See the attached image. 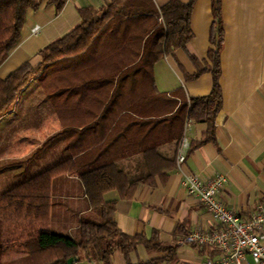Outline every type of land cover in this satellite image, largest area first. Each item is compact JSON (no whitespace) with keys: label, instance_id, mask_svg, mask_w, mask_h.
Wrapping results in <instances>:
<instances>
[{"label":"trees","instance_id":"trees-1","mask_svg":"<svg viewBox=\"0 0 264 264\" xmlns=\"http://www.w3.org/2000/svg\"><path fill=\"white\" fill-rule=\"evenodd\" d=\"M42 1L0 0V64L17 43L27 11L37 9ZM66 1L47 0L56 10ZM152 1L109 0L98 11L81 8L80 22L39 51L38 65L25 62L0 78V118L33 78L65 126L71 124L73 101L90 100L97 107L92 121L80 131L71 127L63 129L67 143L62 153L67 150V155L61 153L58 158L42 163L43 153L16 180H10L12 177L5 172L23 160L0 163V264L18 263L26 258L30 264H66L70 257L75 261L83 257L111 264L109 257L115 250L122 252L126 264H133L128 261V254L137 245L142 244L148 250L161 248L153 237L123 233L114 219L115 203H105L102 194L116 189L122 197H130L133 189L148 181L151 174L170 169L186 120L209 125V134L199 143L212 138V119L221 106L218 78L223 30L220 0H211L213 19L208 40L213 47L208 50L212 61L209 94L191 98H186L180 90L172 96L159 94L152 81V65L190 40V16L195 0L187 3L169 0L160 7ZM204 69L199 68L197 73ZM140 85L142 90L136 96L135 88L139 89ZM124 88L129 93L127 98L122 97ZM87 91H91L92 97L87 96ZM116 107V112H109ZM106 121L109 126L104 128ZM90 131L99 133L96 141L100 144L74 146L71 133L81 137ZM170 142L175 144L172 157L159 149ZM136 155L144 159L151 174L129 176L119 167L120 160ZM86 174H91L94 180L95 212L81 216L75 227H71L76 218L74 212L67 224L73 235L52 231L53 207L60 204L70 188L65 186L66 177ZM60 185L66 188L61 189Z\"/></svg>","mask_w":264,"mask_h":264},{"label":"crops","instance_id":"crops-1","mask_svg":"<svg viewBox=\"0 0 264 264\" xmlns=\"http://www.w3.org/2000/svg\"><path fill=\"white\" fill-rule=\"evenodd\" d=\"M168 1L152 2L160 7ZM178 1L187 3L189 0ZM108 2L67 0L60 10H56L47 0H43L37 9L28 10L17 43L0 64V78H5L25 62L31 66L38 65L41 61L39 51L80 22L81 8L98 11ZM220 7L223 30L218 78L221 106L212 119V138L199 143L209 134V125L190 120L186 134L189 145L181 169L174 163L170 169L151 174L140 155L126 158L118 162L124 172L129 176L150 173L149 180L138 184L130 197H122L116 189L102 194L105 203H115L114 219L123 233L141 234L148 239L153 237L161 247L148 250L142 244L137 245L128 254V261L133 264L140 261L152 264H202L206 258H219L220 251L215 246L196 247L183 242L190 231L214 228L213 220L202 203L188 196L181 187L180 180L186 173L223 175L226 180L218 198L226 209L239 216H248L256 205H264V0H220ZM212 19L211 0H195L190 16V40L184 47L165 54L152 65V81L157 93L172 96L180 90L186 98L209 94L212 61L208 50L213 46L208 39ZM35 27H38L37 31H33ZM201 67L206 69L197 73ZM137 88L136 96L138 90L141 92L142 85ZM123 92L122 97H129L126 88ZM87 93L89 98L92 97L91 91ZM117 110L116 107V110L109 112ZM96 111L97 107L90 100L73 101L70 126L61 124L48 104L41 108L37 124L20 123L15 127L17 125L11 124L16 118L7 119V113L4 114L0 118V163L25 159L36 149H44L53 137L57 140V147L62 150L67 143L63 129L71 127L80 131L92 121L91 116ZM103 124L105 128L109 126V121ZM17 133L21 134L19 139H13ZM98 136L99 133L95 131L81 137L73 132L71 141L74 146L96 145L101 143L96 141ZM159 149L162 154L172 157L175 144L166 143ZM67 154L65 150L61 155ZM47 155L44 154L42 163L59 157ZM66 178L65 186L70 188L62 200H67L66 203L76 213L75 221L71 222V227H75L81 216L93 215L96 210L94 180L91 174ZM109 258L111 264L127 263L119 250H115ZM74 264L102 263L80 257ZM241 264L255 263L247 254Z\"/></svg>","mask_w":264,"mask_h":264},{"label":"built area","instance_id":"built-area-1","mask_svg":"<svg viewBox=\"0 0 264 264\" xmlns=\"http://www.w3.org/2000/svg\"><path fill=\"white\" fill-rule=\"evenodd\" d=\"M35 27L33 31H37ZM190 120H186L176 148L175 163L181 169L185 161V150L189 142L187 131ZM225 177L220 174L202 176L186 173L180 185L190 197L200 201L214 223L210 230L190 231L183 242L202 247L215 246L219 249L218 259L206 258L202 264H241L248 254L255 264H264V205L258 204L248 216H239L226 209L218 195L224 187Z\"/></svg>","mask_w":264,"mask_h":264},{"label":"rangeland","instance_id":"rangeland-1","mask_svg":"<svg viewBox=\"0 0 264 264\" xmlns=\"http://www.w3.org/2000/svg\"><path fill=\"white\" fill-rule=\"evenodd\" d=\"M46 104L49 105L48 101L44 97L43 90L40 87L39 83L37 82V79L33 78L22 89V91L19 92L18 97L16 98L15 102L7 110V115H6L7 119L8 117L16 118L14 122H12L11 124L12 126L20 124V123H25V124L32 123L36 121V119H38L37 117L39 116V112L41 108L45 107ZM20 135H21L20 133H17V137L15 136L13 137V139L18 140ZM25 143H27V141ZM44 149L45 151L43 149L39 151H33L25 159H22L23 160L22 163L20 164L16 163L15 166L13 165L15 168H12L11 166V168H9V171L5 172L10 177H12L10 178V180H16L18 176H20L22 173H26L29 169H31L34 166V164H36L40 160L43 153L48 154V155L52 154L53 156H58L62 153V150H60L57 147L56 139L50 140V142ZM10 161H16V160L10 159ZM4 179L5 178L3 177L1 179V183L3 185L6 184ZM57 188H58V185H57ZM62 188L65 189V186L64 187L61 186V189ZM66 201L67 200L65 201L62 200L60 201V204H57L53 207L52 219L55 222H53V225L51 226V230L56 233H60V234L73 235L74 233L73 231H68L67 224L68 222L72 220L73 215H74V210L70 204L66 203ZM10 264H30V260L26 258L25 260H21L18 263L13 262Z\"/></svg>","mask_w":264,"mask_h":264},{"label":"water","instance_id":"water-1","mask_svg":"<svg viewBox=\"0 0 264 264\" xmlns=\"http://www.w3.org/2000/svg\"><path fill=\"white\" fill-rule=\"evenodd\" d=\"M75 262V260L73 258H68L66 261V264H73Z\"/></svg>","mask_w":264,"mask_h":264}]
</instances>
